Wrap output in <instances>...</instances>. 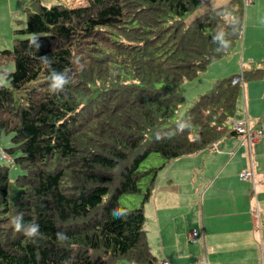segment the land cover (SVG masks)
I'll return each instance as SVG.
<instances>
[{"label": "trees", "instance_id": "1", "mask_svg": "<svg viewBox=\"0 0 264 264\" xmlns=\"http://www.w3.org/2000/svg\"><path fill=\"white\" fill-rule=\"evenodd\" d=\"M54 1L28 0L24 26L15 30L25 36L0 50V133L11 134L13 144L3 151L18 149L8 163L23 170L9 180L0 164V264H157L142 206L158 170L226 135L241 136L230 128L237 98L244 82L264 78V65L218 78L170 121L183 101L182 83L240 42L243 1L189 20L207 0ZM221 29L230 47L217 52L212 37ZM34 34L37 52L29 44ZM41 56L69 71L65 93L49 95ZM182 119L192 127L156 139ZM150 153L162 163L140 169ZM126 193H138L139 204H119ZM117 207L127 215L114 218ZM21 212L25 223L40 225L37 244L14 230L11 219ZM57 232L69 237L64 245Z\"/></svg>", "mask_w": 264, "mask_h": 264}, {"label": "crops", "instance_id": "2", "mask_svg": "<svg viewBox=\"0 0 264 264\" xmlns=\"http://www.w3.org/2000/svg\"><path fill=\"white\" fill-rule=\"evenodd\" d=\"M27 1L0 0V29ZM243 15L246 31L224 59H217L221 61L215 79L233 74L238 67L264 65V0H252ZM242 118L262 130L250 146L252 166L242 137L229 134L212 148L168 163L163 179L156 175L154 190L142 210L147 217L146 240L157 261L264 264V188L259 186L254 192L249 181L238 178L240 170L251 169L264 177V78L243 85L232 120ZM192 229L197 233L193 240L189 238Z\"/></svg>", "mask_w": 264, "mask_h": 264}, {"label": "rangeland", "instance_id": "3", "mask_svg": "<svg viewBox=\"0 0 264 264\" xmlns=\"http://www.w3.org/2000/svg\"><path fill=\"white\" fill-rule=\"evenodd\" d=\"M61 1L64 4L65 3L69 4V6H76L78 3L81 4V2L84 1V0H61ZM213 1L214 0H207L206 2L202 3L199 7H197L195 10H193L188 15L187 20H189V19L201 14L202 12H204V11L210 9V8L216 7V6H218L220 4V3H213ZM42 2H44V4H46V5H50L51 3H54L55 1L54 0H42ZM245 6H244V8H245ZM2 12H3V10H0V14ZM24 19H25V12H24L23 8L18 9L17 13H15V14L11 13V20H10L9 24L5 23L3 28L0 29V50L1 49H10L12 47L14 38H17V37L19 38V37L25 36L23 34H19V35L15 34V30L16 29L21 28L22 26H24ZM244 30L246 31V28H244V15H243L242 34H243ZM224 57L225 56L221 57V59H224ZM219 61H221V60H214L212 63L208 64L207 67L204 70H202L201 72H198V74L194 78H192L189 81H185V82L182 83L181 90H182V93H183V101L180 104V106L178 107V109L176 110V113L173 115V117L170 118V121L177 120L183 114L185 109H187L191 105L193 99L198 94H200V93L204 92L205 90H207L211 86L212 82L214 80H216L215 79V75L218 73L217 72V68H218V65L220 64ZM5 68L8 69V70H11L12 69V64L8 63L5 66ZM238 72H239V67L233 73L236 74ZM228 74H230V73H228ZM228 74L226 76H228ZM220 78H222V77H220ZM0 82L1 83H5V80H3L0 77ZM245 83L246 82H244V84ZM241 96H242V94H241V91H240V94L238 96L239 98H237V101H236L237 108H238V104L240 102ZM10 138H11V134L3 133V132L0 133V149L3 150L5 148H8V147L13 145L12 142L10 141ZM17 154H19V150L18 149H14L12 151V153H10L9 156L13 158ZM179 158H182V157H179ZM162 161H163V159L158 154L150 153L141 162L139 168L140 169H146V168H149V167H157V166H159L162 163ZM172 161H175V159H173ZM172 161H170V162H172ZM0 164L5 165V166L8 167V178H9V180H13L17 174H20V173L23 172V170L19 169L16 164H14V163L10 164L5 159L0 158ZM167 164H165L162 168H160L158 170V172H157L158 180H161V179L164 178L162 171H163V168H164L165 172H166V167L165 166ZM185 178L186 177H184V179ZM141 188H142V185H141ZM185 191H186V187H185ZM139 200H140V196H139L138 193H126V194H121L118 197L119 204H121L123 206H126V207L137 206L139 204ZM145 205H146V203H145ZM144 209H145L144 213L146 214L147 210H146L145 207H144ZM146 223H147V217H146V215H144V222H143V227L144 228L147 225ZM119 263L120 264H135V263L127 262V261H124V260H120Z\"/></svg>", "mask_w": 264, "mask_h": 264}, {"label": "clouds", "instance_id": "4", "mask_svg": "<svg viewBox=\"0 0 264 264\" xmlns=\"http://www.w3.org/2000/svg\"><path fill=\"white\" fill-rule=\"evenodd\" d=\"M228 34L224 30H217L212 37L213 43L217 45V52L223 51L230 47V40L227 38ZM40 37L38 35H33L29 44L30 47L35 48L36 52L40 48L39 43ZM39 60L47 71V88L49 95L59 96L65 93L67 86L71 82V76L68 70L65 71H57L54 67V60L48 56H41ZM192 127V123L190 119H182L180 120L176 128L173 130H169V135H158L155 133L157 140L163 139H172L178 133H182L187 129ZM112 215L114 218H121L127 215V210L122 208H114L112 211ZM11 224L14 230L17 233L23 234L27 240L33 244H37L39 240L42 238V233L40 230V225L36 222L25 223L24 214L17 213L11 219ZM57 242L60 245H64L68 240L69 237L64 232H57L56 234ZM71 258H69L70 260ZM63 264H68L67 261H64Z\"/></svg>", "mask_w": 264, "mask_h": 264}, {"label": "built area", "instance_id": "5", "mask_svg": "<svg viewBox=\"0 0 264 264\" xmlns=\"http://www.w3.org/2000/svg\"><path fill=\"white\" fill-rule=\"evenodd\" d=\"M242 1H243V5L245 6L251 3L252 0H242ZM233 81H236V79H234ZM230 128L242 136V144L245 147V154L248 156L249 162L252 166L253 161L250 152V146L252 143H254L262 136L261 129L250 125V123L246 118L233 120L230 124ZM0 158L5 159L8 162H11V158L2 149H0ZM238 178L241 180L244 179L249 181L252 185V190L254 192H256V188H258L259 186L264 187V177L262 178L257 177L253 169L248 171L240 170L238 173ZM196 234H197L196 231L192 229L189 233V238L192 240L195 239ZM157 264H172V263L166 259H160L159 261H157Z\"/></svg>", "mask_w": 264, "mask_h": 264}]
</instances>
